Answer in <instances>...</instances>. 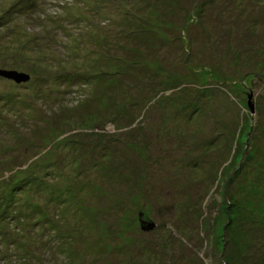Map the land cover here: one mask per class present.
<instances>
[{
    "label": "rangeland",
    "instance_id": "1",
    "mask_svg": "<svg viewBox=\"0 0 264 264\" xmlns=\"http://www.w3.org/2000/svg\"><path fill=\"white\" fill-rule=\"evenodd\" d=\"M1 69L0 264H264V0H0Z\"/></svg>",
    "mask_w": 264,
    "mask_h": 264
},
{
    "label": "water",
    "instance_id": "2",
    "mask_svg": "<svg viewBox=\"0 0 264 264\" xmlns=\"http://www.w3.org/2000/svg\"><path fill=\"white\" fill-rule=\"evenodd\" d=\"M0 76L7 79H12L16 83H23L29 80L30 76L25 72H18L16 70H0ZM248 107L251 112H253V104H251V95L248 97ZM150 224L149 226H151Z\"/></svg>",
    "mask_w": 264,
    "mask_h": 264
},
{
    "label": "trees",
    "instance_id": "3",
    "mask_svg": "<svg viewBox=\"0 0 264 264\" xmlns=\"http://www.w3.org/2000/svg\"><path fill=\"white\" fill-rule=\"evenodd\" d=\"M124 18V17H123ZM124 21H127L126 19H124ZM123 25H124V23H123ZM123 56H121V58H122ZM110 58L111 59H113L112 57H110V56H106V58H104L103 60L106 62L105 63V67L106 66H108V68H111L112 69V65H113V67H115L116 66V70H115V72L116 73H118L119 71H118V63H116L114 60H110ZM125 59H123V61H124ZM109 62H111L112 64H107V63H109ZM101 68V67H100ZM108 72L111 74V73H113V70L112 71H105L104 73V75H108Z\"/></svg>",
    "mask_w": 264,
    "mask_h": 264
}]
</instances>
